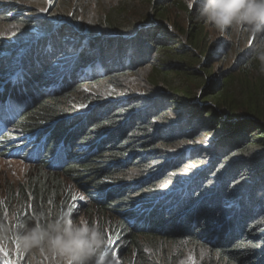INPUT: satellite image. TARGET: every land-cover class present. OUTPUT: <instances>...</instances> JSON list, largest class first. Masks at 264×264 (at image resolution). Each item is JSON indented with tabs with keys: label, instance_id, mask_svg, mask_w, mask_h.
<instances>
[{
	"label": "trees",
	"instance_id": "trees-1",
	"mask_svg": "<svg viewBox=\"0 0 264 264\" xmlns=\"http://www.w3.org/2000/svg\"><path fill=\"white\" fill-rule=\"evenodd\" d=\"M135 1L112 5L111 14L96 21L99 26L0 0V19L12 26L28 24L23 34L0 32L2 97L15 115L12 124L3 120L13 129L1 136L2 144L18 148L25 141L26 155L49 169L0 192V219L5 210L8 224L13 214L18 222L41 209L67 211L76 201L67 193L77 186L91 196L82 205L84 213L98 215L104 232L101 222L113 212L120 214L112 227L117 232H105L110 241L106 252L116 264H177L171 249L159 250L186 243L206 245L229 264H264V73L253 59L264 33L229 35L209 24L211 44L201 58L213 64L232 61L212 77L206 70L196 72L195 50H186L169 22L181 0H142V9ZM185 5V26L195 31L193 48L198 49L206 24L195 20V4L191 10ZM130 10L133 17L124 22ZM57 17L60 23L55 24ZM146 65L155 69L162 85L150 95L128 96L122 82ZM102 80L118 97L73 111L78 88ZM191 83L203 84L197 96L204 103L187 102ZM19 99L26 104L17 114L11 102ZM203 135L210 136L206 145L190 146ZM7 146L3 150H10ZM54 161L61 162L59 168ZM160 166L167 175L159 174ZM179 166L180 175L188 178L154 200L153 212L159 211L147 218L152 228L131 225L136 209L144 207L137 196L152 188L158 194L157 185ZM2 252L15 263L30 264L29 253L17 252L12 240Z\"/></svg>",
	"mask_w": 264,
	"mask_h": 264
},
{
	"label": "rangeland",
	"instance_id": "rangeland-1",
	"mask_svg": "<svg viewBox=\"0 0 264 264\" xmlns=\"http://www.w3.org/2000/svg\"><path fill=\"white\" fill-rule=\"evenodd\" d=\"M21 2V4H26L32 8V11L37 9L38 10H46L49 11V13L62 15V16H68L69 18L73 20H78L79 22L86 21L89 22L90 25L93 24H99V19L103 20L111 14V6L115 3H120L123 0H16ZM135 1V0H134ZM137 6H139V9H142L144 4H141L142 0L135 1ZM185 2L186 0H181L180 3L174 5L171 13V20L169 21L174 25V34L182 36V40L184 42V45L188 46L186 48L187 51H190V49H194L193 53L195 54L196 59H199L200 62L198 64L194 65V69L196 72H204L206 70V73L208 75L216 76L220 72H223L229 64H231L232 61H229V63H221L216 62L215 64L209 63L205 58H201V53H203L208 45L211 44V38L212 33L209 28V24H206L203 28V34L201 35V40L203 39L202 43H198L199 48H193V41L194 44L195 36L194 32L188 31L187 27L185 26V21L187 20V17L184 16L185 14ZM132 6V5H130ZM132 11L126 12V14L122 17V20L124 22L129 21L132 18ZM114 18V16H112ZM89 20V21H88ZM94 21L96 23H94ZM53 23L58 24L60 23L59 18H55L53 20ZM125 25V23H123ZM28 25V24H27ZM26 25V26H27ZM130 25V23H129ZM24 25H17L12 26L9 25L8 22L4 21L3 19H0V32L1 30L3 32H6L9 34L12 32L14 35L23 34L25 33V27H22ZM219 37H221V34H218ZM11 36V35H9ZM182 45V44H181ZM180 45V46H181ZM201 46V47H200ZM112 50L116 51L117 49L112 48ZM127 52L123 53V56H125ZM119 64L116 63V65ZM137 70V69H136ZM210 73V74H209ZM129 77L127 79H124L123 86L127 89V92L129 93L128 96L134 95V94H140V95H150L153 93V90H158V85H162L158 83V76L157 72L154 68L150 67V65L144 66L143 69L136 72L132 70L128 73ZM210 79V76L208 80ZM34 84V82H30L28 84V88L31 87V85ZM108 80H102L101 83L98 85H91L90 83L82 84L77 91V100L78 105H76L73 111L81 110L83 105L87 103L86 105H91L93 101H100V100H108L109 98H116L117 90L107 88ZM164 86V85H163ZM189 89L192 90V94L189 96H185L188 98L187 102H205V99H203L201 96H197V93L200 91V89L203 87V84L200 86L196 85V83H191L188 85ZM32 88V87H31ZM199 88V90H198ZM198 90V92H197ZM195 95V96H194ZM0 104H5L4 102L0 101ZM26 104V102L23 101V99H19L17 101L12 100L11 106H14L17 110V114L19 113V109ZM10 115V114H9ZM210 139V136L203 135L202 137L189 142L190 146H193L195 148L200 147L201 145H206L207 141ZM1 148V147H0ZM163 162V159H160L158 165ZM41 164V165H40ZM160 175L168 173V171L163 170V168L160 166L158 170ZM177 169V170H176ZM171 174L165 179V181H162L160 184L157 185L159 187V193L155 194L152 190L148 191L149 193H145L144 195L137 196V198L140 200V204L143 205L144 209L150 210L155 205V199H162L166 195L176 191L178 189V185H180L182 182L186 181L188 178V175H180L181 171H178L181 169L179 166L176 168ZM157 170V171H158ZM134 171V169H132ZM156 171V172H157ZM45 172H49V169L45 166H42V163H28L21 157H8L7 155H2L0 152V192L2 190L7 189L9 186L16 187L18 184L25 183L26 180L36 174L42 175ZM135 172V171H134ZM186 174H189V171L185 172ZM134 174V173H131ZM147 176V175H146ZM145 176V177H146ZM144 176L141 178H145ZM132 179V178H129ZM169 181V182H168ZM133 183V182H132ZM130 183V185L132 184ZM73 191H70V193L67 194H73L74 198L71 202L72 207L70 208L73 211V218H76L79 215L86 216L91 220H98V215L92 216L89 213H84V210L86 207H83L82 205L88 204V199L91 197L87 193H80V189L77 186H73ZM158 217V216H157ZM120 214L117 212H113L111 214V217L106 219L105 222H101L103 225H105V232L107 236H112L114 233L117 232V228H115V231L113 227V222L117 223V220H119ZM12 222V219H10ZM182 220V218H181ZM180 220V222H181ZM169 222L166 221L165 225L167 226ZM136 226H142L141 223L135 224ZM109 238V237H107ZM175 244H169L165 248L159 250V252L162 254L165 253V250H170L172 253H175L177 255L176 261L177 264H180L182 260H187L188 264H190L188 257L192 256L195 258V262L199 259L200 250L203 246H194L190 243H186L182 248L179 246H174ZM11 248V247H10ZM180 248V249H178ZM153 259H156L157 257L153 256V251L150 252ZM10 255L6 253H0V264H11L9 260H5V258L9 257ZM28 261L30 264H55V261L52 257H46L41 254H39L38 251H33L28 254ZM210 264H229L224 259L220 258L218 255L215 254L214 251H212V259L210 261Z\"/></svg>",
	"mask_w": 264,
	"mask_h": 264
},
{
	"label": "clouds",
	"instance_id": "clouds-1",
	"mask_svg": "<svg viewBox=\"0 0 264 264\" xmlns=\"http://www.w3.org/2000/svg\"><path fill=\"white\" fill-rule=\"evenodd\" d=\"M188 8L191 10L196 5L195 20L203 21L205 24L212 25L220 33L237 34L247 33L249 37L264 33V0H186ZM254 61L259 62V71L264 73V40L256 46L253 53ZM11 77L13 86L16 77ZM6 82H0V119L10 118L13 123L15 115L5 108L9 99L4 100V85ZM10 93V92H9ZM18 95L20 94L17 93ZM12 95H16L12 94ZM10 114V115H9ZM4 122V129L11 131L8 122ZM8 131V132H9ZM18 134H23L21 131ZM30 139L29 135H26ZM26 143L19 148L13 145L2 144L0 136V152L8 157H21L28 163H39L38 158L32 159L27 156ZM10 150H3V147ZM40 157L42 156L41 154ZM60 161H54L55 168L60 167ZM131 178V177H130ZM106 192H103V196ZM91 197V196H90ZM93 197V196H92ZM95 198V197H94ZM104 201V197L97 198ZM154 207L150 210L139 208L136 209V217L131 219V225L135 228L153 226V213L159 211ZM167 216H171L169 213ZM165 217V216H164ZM8 219L7 214L0 219V246L7 245L10 240L18 243L21 251L31 253L34 250L39 254L52 257L55 264H116L114 257L106 252L110 241L106 239V234L102 226L95 220H91L83 215L73 218L71 209L63 212H53L50 209H41L27 219H20L17 222L15 214L12 216V224L5 221ZM163 219V217H161ZM181 220V218H180ZM179 220V222H180ZM141 223L142 226L135 224ZM170 222L167 224L169 225ZM212 251L208 246H203L200 250L199 259L195 264H210ZM5 260H9L5 258ZM11 264H18L9 260ZM180 264H188L187 260H182Z\"/></svg>",
	"mask_w": 264,
	"mask_h": 264
},
{
	"label": "snow or ice",
	"instance_id": "snow-or-ice-1",
	"mask_svg": "<svg viewBox=\"0 0 264 264\" xmlns=\"http://www.w3.org/2000/svg\"><path fill=\"white\" fill-rule=\"evenodd\" d=\"M0 205H3L2 201H0ZM27 207L30 208L31 206L29 205ZM6 214H7V211L5 210L4 215H6ZM18 222H19V220H18ZM5 248H6V245L0 246V251H4ZM16 250H17V252H20V248H19L18 243H16ZM188 260H189L190 264H195V258L194 257L189 256Z\"/></svg>",
	"mask_w": 264,
	"mask_h": 264
},
{
	"label": "bare ground",
	"instance_id": "bare-ground-1",
	"mask_svg": "<svg viewBox=\"0 0 264 264\" xmlns=\"http://www.w3.org/2000/svg\"><path fill=\"white\" fill-rule=\"evenodd\" d=\"M34 149V148H33Z\"/></svg>",
	"mask_w": 264,
	"mask_h": 264
}]
</instances>
